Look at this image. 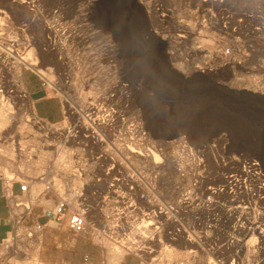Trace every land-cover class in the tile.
<instances>
[{"label": "rangeland", "instance_id": "1", "mask_svg": "<svg viewBox=\"0 0 264 264\" xmlns=\"http://www.w3.org/2000/svg\"><path fill=\"white\" fill-rule=\"evenodd\" d=\"M0 9V107L7 115L5 122L0 119V155L4 156H0V167L7 177L18 174L26 180L34 178L28 210L22 206L14 208L12 199L8 202L11 213H24L23 222L8 234L13 243L10 261L205 264L208 257L191 255L187 251L190 244L184 241L177 247L165 237L161 238L162 243L156 237L149 241L146 233L154 226L144 227L149 220L144 212L152 209L146 198L157 197L165 202L176 199L178 190L187 186V178L191 184L200 180L207 185L218 183L219 157L224 153L258 159L264 168V103L250 112L249 105L235 101L238 93H255L251 87L242 85L240 88L244 89H239L232 84L236 74L245 73L232 66L193 72V67L202 61L196 56H185L183 47H176L179 53L170 58L168 51L173 50L169 45L156 49L147 44L151 39L164 41L153 32L160 31L162 25L148 16L137 0H0ZM22 56L34 59L45 71L44 86L36 71L18 64ZM24 77H30L61 101L60 121L40 119L32 99L20 100L16 96L23 91V85L27 88ZM47 124L57 126V131L48 130ZM18 132L28 136L21 141ZM172 133V137H166ZM204 134L208 139L203 138ZM131 139H136L141 148L155 151L159 141L172 142L169 154L177 158L184 146L190 149L189 158L198 162L199 168L181 163L171 166L161 154V163L166 165L161 171L152 170L145 162L125 161L120 152ZM253 149L259 152L254 153ZM118 160L124 166H119L120 161L118 165L113 162ZM67 161L72 163L70 174L79 172L83 179V169L89 175L70 186L89 184L87 199L91 207L85 230L75 235L64 223L49 224L29 237L27 221L39 217L51 205L50 199L56 200L54 193H42L34 199L38 188H43L44 180L39 178L43 175L45 179L53 176L55 180H66L61 167ZM105 171L112 173L105 175ZM138 173L141 179L135 176ZM120 175L126 176L129 186L137 187L112 188L105 183ZM97 177L99 181H95ZM116 183L119 182L109 185ZM94 188L97 192L92 194ZM262 204L256 208L254 218L260 229H264ZM163 226L166 230L169 227ZM137 230L144 233V240ZM126 237L128 249L121 242ZM135 238L143 250L131 251L137 247L130 242ZM145 247L155 251H146ZM164 252H171L170 256H163ZM4 254L0 246V264ZM84 255L88 261L83 260ZM255 262L264 264V251H257Z\"/></svg>", "mask_w": 264, "mask_h": 264}, {"label": "built area", "instance_id": "2", "mask_svg": "<svg viewBox=\"0 0 264 264\" xmlns=\"http://www.w3.org/2000/svg\"><path fill=\"white\" fill-rule=\"evenodd\" d=\"M137 1L148 16H153L161 23L162 28L155 34L172 47L173 51H168L170 58L179 53L176 47H183L185 56L201 59L202 64L193 67L201 73L232 66L245 74L257 73L264 80V0ZM188 43L191 44L189 48L186 47ZM38 76L42 80L41 86H44V79L47 78L42 74ZM26 93L31 99L28 87L27 92H18L16 96L25 100ZM119 161L113 162L118 165ZM219 164V182L216 184L207 185L202 183L203 180L187 184L178 190L176 199L168 202L151 196L148 200L147 197L152 209L145 211L144 215L152 221L150 226L154 227L149 228L150 232L146 234L149 241L156 237L159 243H162V237L168 238L174 247L184 240L188 241L190 247L187 251L191 255L208 257L205 264H253L257 251H264V243L259 244L260 239L256 238L254 232L256 208L264 203L263 165L258 159L241 153H224L219 157ZM107 173L112 172L105 171L103 174ZM139 175L135 176L141 179ZM33 179L26 180L18 174L7 177L0 167V194L7 202L12 199L14 208L22 206L28 210ZM55 179L53 176L45 179L43 175L39 178L44 180L43 188L34 199L42 193H54L56 200L53 208L47 212L45 221L37 218L27 221L28 236L41 232L49 224L59 226L64 223L66 229L75 235L85 230L91 207L87 199L89 184L70 187L71 183L68 184L61 177ZM94 179L99 181L98 177ZM114 181L119 184L109 185L114 184ZM114 181L105 183L112 188L129 186L126 176L120 175ZM136 187L134 184L129 186ZM91 192L95 194L97 190L94 188ZM11 216L9 234L23 222L24 213H11ZM163 224L169 225L167 230ZM128 239L126 237L121 241L123 248H130L126 247ZM136 239L130 240L134 247L137 246L136 249L131 248L132 252L143 248ZM0 246L5 252L1 264H19V260L10 261L8 258L13 248L12 239L9 240L7 236L0 241ZM144 250L153 252L154 249L145 247ZM88 259L84 255L83 260Z\"/></svg>", "mask_w": 264, "mask_h": 264}, {"label": "bare ground", "instance_id": "3", "mask_svg": "<svg viewBox=\"0 0 264 264\" xmlns=\"http://www.w3.org/2000/svg\"><path fill=\"white\" fill-rule=\"evenodd\" d=\"M90 4V3H89ZM2 10V9H0ZM156 19L154 18V21ZM142 21V20H141ZM153 19L150 18V22H152ZM153 23V22H152ZM154 33H156L157 31H154ZM150 38V37H149ZM143 40H145L143 38ZM150 40V39H149ZM146 42V41H145ZM149 45H152L154 46V48L156 49H161L162 47H165L166 45H168L166 42H159L158 40L156 39H151L150 41H148ZM10 45V43L8 44ZM12 45V44H11ZM15 45V44H14ZM13 45V46H14ZM165 45V46H164ZM12 47V46H11ZM9 49V47H8ZM12 49V48H11ZM10 49V50H11ZM28 55V54H27ZM23 57V58H22ZM21 58H19L18 60L20 62H18L19 65H25L31 69H33L34 71H36L38 74H42L44 75L45 71L42 70L36 63V61L34 59H29V57H25V56H22ZM177 67H179L178 64L174 63ZM26 67V68H27ZM199 70H195L193 69V72H198ZM171 73H173V71H170ZM18 74V77H20V72L17 73ZM174 74V73H173ZM198 76V75H197ZM194 77V76H193ZM196 77V76H195ZM232 84H234L235 86H237L239 89H244V88H240L242 85L246 86V87H251L253 89V91H255V93L253 92H244V93H238V99H236L235 97V101H237L239 103V105H243V104H247L249 105L251 108V111H255V110H258V106L262 103H264V80L261 79V76L258 75L257 73H253L251 72L250 74H236L233 78H232ZM23 85V84H22ZM23 91L21 92H27V88H25V86L23 85ZM237 92V91H236ZM235 92V93H236ZM240 92V91H239ZM235 95V94H234ZM233 95V96H234ZM237 95V94H236ZM28 97L27 93H26V98ZM234 100V99H233ZM247 103H246V102ZM7 103V102H6ZM33 103V102H32ZM8 105V104H7ZM4 108V107H3ZM2 107H0V119L2 122H5L6 119H7V115L5 114L4 112V109ZM32 110V109H31ZM30 111V110H29ZM31 114V113H30ZM33 115V114H32ZM244 115V114H243ZM255 115V114H254ZM25 118V117H24ZM25 121H27V119H25ZM249 121V120H248ZM9 123V122H8ZM23 123V122H22ZM44 123V122H42ZM5 125V124H4ZM32 126V125H31ZM18 127V126H17ZM30 127V126H29ZM46 127H48V130H51L53 132H56L57 131V126L55 125H50V124H47ZM62 127H64V125H62ZM22 129V127H20ZM60 128V127H59ZM19 129V127H18ZM32 129V128H31ZM47 129V128H46ZM21 131V130H20ZM28 132V131H27ZM19 133V136H17L20 140L21 139H25V137L28 136V134L25 132H18ZM17 134V133H16ZM23 141V140H21ZM180 141V140H179ZM183 141H180V145H182ZM19 143V142H18ZM47 143V142H46ZM20 144V143H19ZM39 144V143H38ZM21 145V144H20ZM50 145V143H49ZM173 143L172 142H162V141H159L157 143V151L155 150H152L151 148H148V147H145V148H141L138 144H137V140L135 139H131L128 146H125V148H123V150H121V155H122V158L125 160V161H129V160H132L134 162H145L147 165L150 166V168L152 170H163L164 166L163 167V164L161 163V155H163L165 158V160L167 162H169L171 164V166H178L176 165L177 163H181V164H184L185 166H190V165H194V167L196 169L199 168V163L197 162L196 164V161L194 162V159H190L189 156L191 155L190 154V149H184V146H181L183 147V150L181 149L182 151V155L181 157L179 156V158H177L175 156V154L173 155H170L169 154V151L171 148H173ZM13 146V145H12ZM137 147V149H135ZM66 148V147H65ZM69 149V148H67ZM122 149V148H120ZM2 150V149H1ZM0 150V152H1ZM4 150V149H3ZM24 150V149H23ZM255 150V151H254ZM11 151V150H10ZM14 151V150H13ZM5 153H7L5 150H4ZM15 152V151H14ZM18 152V151H17ZM40 152V151H39ZM38 152V153H39ZM171 152V151H170ZM253 152L254 153H258L259 151H257L256 149H253ZM4 153V154H5ZM21 155L24 153L23 152H19ZM61 153V152H60ZM12 152H11V157H12ZM161 154V155H160ZM7 155V159H8V153L5 154ZM15 155V154H14ZM2 156V155H0ZM4 158V156H2ZM14 157V156H13ZM19 157V156H18ZM23 158V157H22ZM40 158V157H39ZM1 159V158H0ZM10 159V157H9ZM27 159V158H26ZM25 160V159H24ZM28 160H31V158H28ZM4 161V160H3ZM33 161V160H32ZM11 162V161H10ZM27 162H30V161H27ZM25 162V163H27ZM5 163V162H4ZM8 163V162H7ZM32 163V162H31ZM123 164V162H121ZM2 164V163H1ZM137 164V163H136ZM44 166V165H43ZM72 166V163L71 161H67L66 165L61 167V170L63 171V176L65 177L66 180H68L69 183L73 184L74 182L78 181L80 182V180H85L88 178V173L86 172V170H83L82 169V173L84 175V178L82 179L81 176H80V173H76L75 175L74 174H70V172H68V168ZM124 166V164H123ZM36 167V166H34ZM40 167V166H39ZM169 167V166H168ZM38 168V167H37ZM43 168V167H42ZM166 168V167H165ZM49 169V168H48ZM58 169V168H57ZM190 169V168H189ZM32 170V169H31ZM42 170V169H41ZM176 170V169H175ZM38 171V170H37ZM39 172V171H38ZM73 176V177H72ZM188 182L187 184H190V181L189 179L187 178L186 179ZM221 182H223V179H221ZM224 182L226 183L227 181L224 180ZM42 184V183H41ZM119 183H116V186L118 185ZM38 190L41 191V189L38 188ZM263 190L262 188L260 189V191ZM177 195V194H176ZM152 224V221L151 220H148L146 221V224L144 225L145 228H148V226H150ZM139 229V228H138ZM18 230V229H17ZM19 232V231H18ZM254 232L256 234V238L260 239V242H264V229H260L258 226H255L254 227ZM137 234L139 235V237L144 240V238L146 237L144 235L143 232H140L139 230H137ZM184 242H186L187 244L188 241L184 240ZM167 251V250H165ZM171 253V252H170ZM170 253L168 252H164L163 256H166V257H169L170 256ZM184 254V253H183ZM122 255V254H121ZM117 256V255H116ZM183 257V256H182ZM121 258V257H119ZM156 258H153L152 260H154ZM185 259V258H184ZM118 260V259H117ZM167 260V258H166ZM26 264H30V262H26ZM110 264H115V263H112V261H110ZM119 264V262H118Z\"/></svg>", "mask_w": 264, "mask_h": 264}, {"label": "crops", "instance_id": "4", "mask_svg": "<svg viewBox=\"0 0 264 264\" xmlns=\"http://www.w3.org/2000/svg\"><path fill=\"white\" fill-rule=\"evenodd\" d=\"M26 87L29 89L30 97L34 101L33 107L36 115L45 121L55 123L63 117V107L61 101L56 97H51L45 89L41 88L39 83L34 82L30 77H24ZM18 191L15 185V192ZM49 201V199H48ZM51 205L37 215L41 221L47 219V212L55 204V198L50 199ZM35 213V212H34ZM12 228V216L8 202L0 194V241L7 238Z\"/></svg>", "mask_w": 264, "mask_h": 264}, {"label": "water", "instance_id": "5", "mask_svg": "<svg viewBox=\"0 0 264 264\" xmlns=\"http://www.w3.org/2000/svg\"><path fill=\"white\" fill-rule=\"evenodd\" d=\"M174 134H175V133H172V134H170V135H168V136H166V137H167V138H168V137H172ZM203 138L208 139V135L204 134V135H203Z\"/></svg>", "mask_w": 264, "mask_h": 264}]
</instances>
